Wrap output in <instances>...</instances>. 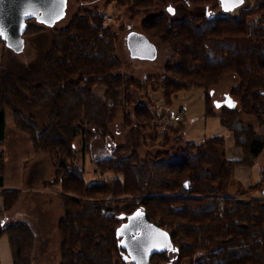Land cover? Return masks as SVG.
Masks as SVG:
<instances>
[{"label":"trees","instance_id":"obj_1","mask_svg":"<svg viewBox=\"0 0 264 264\" xmlns=\"http://www.w3.org/2000/svg\"><path fill=\"white\" fill-rule=\"evenodd\" d=\"M114 1L131 14L157 2ZM171 1L175 13L160 11L142 21L141 34L171 49L155 81L121 72L114 30L104 22L102 12L87 8L57 29L43 60V81L33 84L12 72L0 75V188L6 163L4 114L11 110L14 124L34 151L54 159L55 176L45 184L58 185L62 191L59 264H127L120 224L136 211L166 229L172 240L171 252L152 253L148 264H264V199L257 196L264 193V169L259 181L236 191L255 196L244 200L230 191L236 168L251 166L264 150V135L257 130L264 126V46L258 44L264 39V0L242 7L238 16L212 13L214 8L229 7L225 0ZM189 6L204 10L189 12ZM31 19L24 33L40 31ZM243 36L248 37L245 46L231 40ZM0 41L7 43L1 36ZM230 73L237 74L240 83L229 91L230 103L221 104L217 114L232 132L241 152L238 158L226 156L224 137L186 141L182 121L156 124L157 113L150 103L136 102L133 118L124 115L125 124L134 125L130 130L135 138L116 144L108 156L93 159L102 172L121 177L86 182L84 169L74 162L78 132L86 141L95 134L111 136L110 124L118 109L132 102L134 89L146 91L157 81L152 87H161L169 103L180 89L199 86L205 90L207 112L214 113L212 91ZM96 86L105 88L103 95L94 91ZM20 100L34 110L47 105L46 119L38 123L35 114L26 115L17 105ZM152 125L161 127L159 145L164 148L141 156L139 128ZM154 131L152 141L157 139ZM0 193L4 203L0 213H7L18 203L20 192L2 189ZM3 234L13 264H33L32 227L23 221L6 223L0 227V237Z\"/></svg>","mask_w":264,"mask_h":264},{"label":"rangeland","instance_id":"obj_2","mask_svg":"<svg viewBox=\"0 0 264 264\" xmlns=\"http://www.w3.org/2000/svg\"><path fill=\"white\" fill-rule=\"evenodd\" d=\"M224 3L230 6L223 11H221L220 8H214L212 13H224L238 16L242 7L253 5L255 0H245L243 3H234L233 5L231 1L225 0ZM170 4L175 6L171 0H157L156 5L151 9H147L138 14H131L128 8L116 3L114 0H67L66 9L63 14L50 19L38 17L29 20L30 24L41 28L40 31L24 33L21 39L15 44H4L0 41V75L3 74V72H12L15 77L26 78L33 84L43 81V60L46 51L50 48L53 39L57 36V29L64 26L79 9L87 8L97 9L102 12L104 22L109 24L114 30L116 54L121 61V72L139 79L151 76V80L155 81L163 73L166 61L171 55L170 47L158 39L151 38L150 41L152 43L149 47L151 52L146 55H141L137 54L136 51L132 49L130 50L128 38L131 37L133 39L137 34H141L142 21L147 15L155 14L160 11H167V7ZM186 10L189 12H201L204 9L202 7L189 6ZM104 14H107L108 18H105L103 16ZM231 40L237 41L241 46H245L248 43V37L246 36L233 37ZM258 44L264 46V39H260ZM154 81L151 82L146 91L134 89L132 92V102L125 108L121 107L118 109L117 116L109 127L111 136L107 135L102 137L99 134H95L86 141L85 137L78 132L74 141L76 151L74 162L84 169L87 183L100 179L121 177L120 173L113 171L102 172L96 167L93 159L108 156L116 144H126L129 139L135 138L130 130V126L134 125L125 124L124 115L129 114V116L133 118V105L136 102L150 103V107L157 113V117L154 119V123L156 124L164 122L165 124L171 123L177 125L178 121L174 120L173 115L183 111L185 117L184 120L181 121L184 123L185 128L181 135L184 140L200 142L207 137L220 135L225 138L226 147L228 148L233 135L232 132L222 124L217 112L221 106H224L221 104L230 103V99H228L229 91L240 83L237 74H228L214 87L212 91V108L215 110L214 113L207 112L204 88L193 86L180 89L172 96L171 101L168 103L166 102L162 88L152 87L157 84V81ZM20 102L21 103H17V105L23 109L26 115H31L30 113L35 114L34 118H36L35 120L38 123H42L46 119L47 105L34 110L25 100H20ZM8 111L9 114L12 113L11 110H7V112ZM242 116L246 119L249 118L244 114ZM139 129V144L137 150L141 156H145L148 151L153 153L158 149L164 148L159 145L161 141V127L159 125H152L150 128L143 126ZM154 130H156L158 134L157 139L152 141L149 137L155 132ZM257 130L260 134L264 135V126L257 128ZM170 136L172 139L173 134H170ZM130 143L133 144V140L130 141ZM234 153L229 155V157L236 158L239 156V154L236 155ZM49 155L53 159L52 155ZM53 160L52 162H54ZM263 169L264 150L258 156L257 161L251 166H239L236 168L238 171H244L247 176L245 179L235 176L234 173L230 183L231 194L244 200L251 198L253 195L255 196L254 192L239 194L236 193V191L245 188L246 184H242V181L244 182L246 180L251 183L259 181ZM48 171H50V165H45L44 175L47 174ZM46 182H44V184ZM23 185H32L27 182V172L24 177ZM257 196L264 199V193ZM28 198L29 200L26 202L25 208H27L28 211H32L34 218L36 217L41 224H38L40 225L39 227L42 228V230L46 228L45 231L49 233V240L45 244L44 251L41 253L38 250L37 253L32 256L33 264H59L61 260V237L58 231V220L64 213L62 201L51 193L31 194ZM45 223H48L47 227H45ZM41 242L42 241L39 243Z\"/></svg>","mask_w":264,"mask_h":264},{"label":"crops","instance_id":"obj_3","mask_svg":"<svg viewBox=\"0 0 264 264\" xmlns=\"http://www.w3.org/2000/svg\"><path fill=\"white\" fill-rule=\"evenodd\" d=\"M94 91L100 95H103L105 88L96 86ZM228 99L230 98L228 97ZM29 142L30 140L27 138L24 132L18 129L14 124L12 113L9 114V111H6L4 114L3 142V149L5 151L6 158L5 177L4 186L0 188V191L2 189L18 190L20 192V197L18 203L12 208L11 211L7 213H0V227L3 224L11 222L23 221L28 223L32 227L35 236V243L32 250V254L34 256L38 250L41 253L44 251L43 249L46 246L45 244L49 240V233L45 231L46 228L42 230V228L39 227L41 224L36 219V217L34 218L32 211H28V209L25 208V204L29 200L28 196L36 193H51L53 196L55 195L62 201V191L58 185L48 186L44 184L46 181H51L55 176L53 165L54 162H52L53 159L49 154L41 151H34L31 142L30 144ZM225 149L227 157H229V155L234 152V154H239L240 156V149L235 146L233 136L232 140L229 142L228 148L226 147L225 143ZM45 165H50V171L44 175ZM235 171V176L246 179L247 174L245 175L244 171ZM26 172L27 182L32 185H23ZM249 183L251 182L246 180L244 182L242 181V184L244 185H248ZM3 204V197L0 193V209L3 208ZM47 226L48 223L45 227ZM40 241L42 242L39 243ZM0 264H13L10 244L6 234H3L0 237Z\"/></svg>","mask_w":264,"mask_h":264},{"label":"water","instance_id":"obj_4","mask_svg":"<svg viewBox=\"0 0 264 264\" xmlns=\"http://www.w3.org/2000/svg\"><path fill=\"white\" fill-rule=\"evenodd\" d=\"M66 5L67 0H0V25L3 26V35L0 36L7 43L15 44L26 31L28 19L54 18L65 12ZM167 10L171 14L175 11L171 4L168 5ZM151 43L140 33L133 39L128 38L130 50L141 55L151 52L149 49ZM135 214L142 219L141 231L125 240L123 246L134 263L148 264L152 253L171 248V236L166 229L150 221L144 212L136 211Z\"/></svg>","mask_w":264,"mask_h":264},{"label":"flooded vegetation","instance_id":"obj_5","mask_svg":"<svg viewBox=\"0 0 264 264\" xmlns=\"http://www.w3.org/2000/svg\"><path fill=\"white\" fill-rule=\"evenodd\" d=\"M120 228H121V235H122L121 242L123 244L125 240L134 237L141 231L142 219L138 217V214L134 213L132 216L122 219ZM167 250L171 252V248ZM124 258L127 264H136L132 261V259L127 254V252L124 254ZM165 264H172V263L167 262Z\"/></svg>","mask_w":264,"mask_h":264},{"label":"built area","instance_id":"obj_6","mask_svg":"<svg viewBox=\"0 0 264 264\" xmlns=\"http://www.w3.org/2000/svg\"><path fill=\"white\" fill-rule=\"evenodd\" d=\"M105 18H108L107 14H104L103 15ZM184 112L183 111H180L179 113L173 115V118L174 120L176 121H181V120H184Z\"/></svg>","mask_w":264,"mask_h":264},{"label":"snow or ice","instance_id":"obj_7","mask_svg":"<svg viewBox=\"0 0 264 264\" xmlns=\"http://www.w3.org/2000/svg\"><path fill=\"white\" fill-rule=\"evenodd\" d=\"M234 3H243V0H233ZM171 11V9H170ZM0 35H3V26L0 25Z\"/></svg>","mask_w":264,"mask_h":264}]
</instances>
